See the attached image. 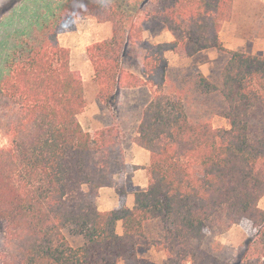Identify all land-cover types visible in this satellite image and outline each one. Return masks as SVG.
Here are the masks:
<instances>
[{
	"label": "trees",
	"instance_id": "16d2710c",
	"mask_svg": "<svg viewBox=\"0 0 264 264\" xmlns=\"http://www.w3.org/2000/svg\"><path fill=\"white\" fill-rule=\"evenodd\" d=\"M20 1L2 4L0 15ZM126 1H63L31 21L6 52L0 74V135L8 141L0 145L1 263L140 264L139 246L154 245L165 252V264H264V55L223 45L220 32L234 0H136L146 11L140 24L131 22ZM89 15L113 26L111 38L87 47L99 100L111 107L120 89L138 86L153 94L133 139L150 151L148 187L135 193L133 207L117 177L139 166L127 162L118 125L92 132L80 122L87 106L83 78L59 41L75 18ZM150 18L163 22L174 40L146 44L144 79L125 69L122 57L128 42L144 44ZM210 48L229 59L219 82L197 75V92L220 96V115L230 127L192 116L189 96L168 79L167 51L193 56ZM113 185L121 205L101 210L100 190ZM244 220L258 232L238 258L206 247L208 227Z\"/></svg>",
	"mask_w": 264,
	"mask_h": 264
},
{
	"label": "rangeland",
	"instance_id": "374dc122",
	"mask_svg": "<svg viewBox=\"0 0 264 264\" xmlns=\"http://www.w3.org/2000/svg\"><path fill=\"white\" fill-rule=\"evenodd\" d=\"M8 1L9 0H0V6ZM63 1L66 0H21L20 2H16L12 8L7 9L4 14L0 15V74L3 70L6 52L11 48L14 38L19 33H23L31 24V21L38 18L39 15L48 13L49 7L55 9ZM79 1L90 3L94 1L98 2L99 0ZM123 6L131 14V22H135V19H137V24L142 22L144 16L146 15V11L138 8L136 0H128L125 4H123ZM152 19L153 18L148 19L144 24V29L142 31V40L144 44L128 42L125 47V56H127L128 53L132 54L134 57H136L137 54L140 55V65L143 63L142 61L145 60L147 52L146 44L148 42L157 44V41L153 38L152 31L167 28V26L160 20H155L154 22H156V24H151ZM83 24L87 25L86 22ZM72 26H74V21ZM145 30L148 31L146 35L143 34ZM220 38L223 45L230 50H236L234 47H239V50L236 51L264 55V0H234L233 15L229 21L224 23L220 32ZM228 59L229 54L219 51L217 48H210L206 52H199L195 57L194 55L187 56L184 53H177L173 51L170 58H168L169 82L172 83V86L174 85L175 90L183 88L182 91H185L187 96H189L191 101L190 114L196 118H209L212 120L215 127H230L227 118L220 115V110H222L224 105L223 100L219 95L211 96L209 98L200 96L197 92V75L200 73L204 74L205 71L208 73L207 77L209 79L219 82L221 71ZM136 60L137 59L134 61L135 64H133L135 68L137 67ZM95 85V82L92 84H86V94L88 95L86 96V103L88 108L86 106L84 112L79 116V120L85 129L92 132L96 130V125H99V121H94V114L98 112L95 100H93L94 97H98V92L97 95L95 93ZM104 106L106 108L105 111L108 109L114 116V112H118L115 110L117 107L116 104L111 107L106 104H104ZM100 117L102 118V115H100ZM7 142V138L0 135V145H6ZM124 142L126 145L131 144V136L130 138H125ZM117 180L120 184H124V180L121 176H118ZM113 186L117 190V186ZM98 206L101 210H105L107 208V206L100 201H98ZM260 206L264 209V197L260 201ZM117 230L119 233L123 232L122 221L118 223ZM5 231L6 226L3 222H1L0 264H2L1 254L5 243ZM257 232L258 229L255 228L248 220H244L242 223L234 224L228 228H225L223 223L217 222L214 227H208V236L205 241V245L210 250H216L217 248L220 250L222 249L220 253L228 259L238 258L242 254L246 243H248L249 240H252L256 236ZM71 242L73 244H78L80 243V239H72ZM138 256L140 264H165L166 260L165 252L154 245L139 246ZM119 264L127 263L120 262Z\"/></svg>",
	"mask_w": 264,
	"mask_h": 264
},
{
	"label": "crops",
	"instance_id": "0c3cea01",
	"mask_svg": "<svg viewBox=\"0 0 264 264\" xmlns=\"http://www.w3.org/2000/svg\"><path fill=\"white\" fill-rule=\"evenodd\" d=\"M159 21L155 18L151 20V24ZM150 21V20H149ZM153 21V22H152ZM84 22L87 25L83 24ZM163 23V22H162ZM163 25V24H162ZM162 30L152 31L153 38L159 42L172 41L174 36L168 30V28H161ZM147 30L144 31V35L148 33ZM113 36V26L111 22H99L95 16H83L74 19V27L65 28L59 34V41L61 45L67 47L71 51L70 63L71 67L78 70L83 78L85 94L86 84L95 82L94 68L91 60L87 54V47L93 42L102 41L104 39L111 38ZM164 36V38H163ZM234 49L239 50V47H234ZM203 50L201 52H206ZM125 51V50H124ZM200 52V53H201ZM173 51H168L166 56L167 59L170 58ZM197 55V54H196ZM194 55V57L196 56ZM136 60V68L133 66ZM143 63L140 65V55L137 54L136 57L129 54L125 56V52L122 57V65L125 69L137 74L138 76L146 79V74L144 73ZM139 64V67H138ZM204 74L208 76V73L204 71ZM96 83V82H95ZM95 93L97 95L98 85L95 86ZM152 90L149 86H138L134 88H122L118 92L117 96V110L118 114L114 112L115 116L107 111H105V106L102 101L96 96L95 100L98 112L94 114V121H99V125H96L95 129L103 128L116 124L120 127L125 138H132V142L125 146V156L128 163L139 166L133 172L125 173L121 175L124 180L125 188L127 191V206L133 207L135 204V193L144 190L148 187L149 183V172L148 166L150 164V151L146 148L139 146L133 141L134 137L138 134L139 124L142 118L143 111L145 107L150 103L152 99ZM86 96H88L86 94ZM88 108V106H87ZM102 115V118L100 117ZM130 132V133H129ZM126 133V134H125ZM98 201L103 203L107 208L105 210H110L121 205L119 201V196L117 190L114 186L103 187L100 190V195ZM113 204V205H111Z\"/></svg>",
	"mask_w": 264,
	"mask_h": 264
}]
</instances>
